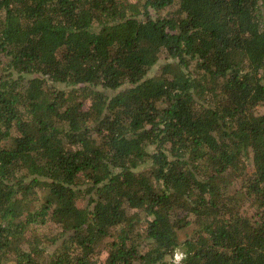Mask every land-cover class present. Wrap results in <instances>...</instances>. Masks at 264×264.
<instances>
[{"label":"trees","instance_id":"trees-1","mask_svg":"<svg viewBox=\"0 0 264 264\" xmlns=\"http://www.w3.org/2000/svg\"><path fill=\"white\" fill-rule=\"evenodd\" d=\"M262 106L264 0H0V264H264Z\"/></svg>","mask_w":264,"mask_h":264},{"label":"rangeland","instance_id":"rangeland-1","mask_svg":"<svg viewBox=\"0 0 264 264\" xmlns=\"http://www.w3.org/2000/svg\"><path fill=\"white\" fill-rule=\"evenodd\" d=\"M260 111L264 113V106L260 107ZM191 230H192V229H191ZM191 230H188L186 233H183V234H182V238L184 239V238H185V235L188 234V233H190Z\"/></svg>","mask_w":264,"mask_h":264}]
</instances>
